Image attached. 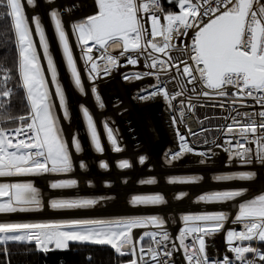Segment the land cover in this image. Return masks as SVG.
Here are the masks:
<instances>
[{
    "label": "snow or ice",
    "instance_id": "1",
    "mask_svg": "<svg viewBox=\"0 0 264 264\" xmlns=\"http://www.w3.org/2000/svg\"><path fill=\"white\" fill-rule=\"evenodd\" d=\"M168 2L177 10L166 11L161 0H94V14L71 26L89 79L95 82L101 74L111 75L121 66V57L131 66L138 65L143 57L147 71L125 74L123 78L131 81L155 77L157 83L144 89L145 94L138 98H163L170 110L178 111L181 123L185 109L194 113L197 108V103L193 101L201 97H230L227 104L235 114L224 117L226 123L218 130L231 139H226L217 147L228 154L229 163L239 160L244 165L254 161L264 165V0ZM25 4L34 7L35 0H0V9L4 10L0 12V19L5 23L10 21L17 49L19 82L15 87L22 88L25 93L24 113L13 115L10 108L16 94L10 85L12 69L0 65V177L67 174L73 171L71 149L79 153L82 146L79 138L73 136L70 148L58 127L48 81L33 39L32 25L47 59L55 95L67 119L69 113L65 94L41 20L33 16L30 21ZM50 17L72 81L84 94L85 87L61 11L53 8ZM185 39L189 42L185 43ZM116 51L118 55H113ZM174 52L179 55L174 56ZM162 74L168 77L167 82L161 79ZM170 82H175V91L168 90ZM91 91L102 108L104 105L97 89L92 87ZM247 100L253 101L259 110L241 112L240 108L253 107L245 103ZM219 106L225 108L226 104L222 102ZM81 112L94 151L103 155L105 147L92 114L83 105ZM8 123L14 126H7ZM172 124H177L175 111ZM104 130L111 151L122 152L118 138L107 123ZM209 130L202 128L201 131ZM188 131L191 136L200 135L190 128ZM176 134L180 148L169 155L170 163L188 153L210 158V149L197 153L178 129ZM212 142L215 143V140ZM138 162L145 164L146 157L140 156ZM200 163H206V159H201ZM79 166L87 167L84 161H80ZM98 166L104 170L110 168L109 162L103 159L98 161ZM116 167L125 170L132 164L128 159H120ZM254 178L255 173L250 171L213 177L216 181ZM202 179L201 176H178L169 178L168 182L193 184ZM139 183L155 184L156 180L149 178ZM76 186L75 179L57 180L50 184L52 189ZM246 191H210L199 195L197 202L224 203L243 196ZM186 196L187 193L181 192L175 198ZM98 203L99 200L92 198H60L50 200L49 206L55 210L87 209ZM130 203L133 206H159L166 204L167 200L162 194L155 193L134 195ZM42 207L39 190L31 182L0 183V214L37 211ZM180 220L183 226L175 238L165 227V218L158 215L49 222L0 221V246L30 243L46 253L50 251V245L64 250L69 248L70 242L108 245L119 256L129 257L125 264H174L177 252H182L185 264H264V193L239 204L232 222L241 224L242 230L226 231L228 254L220 259H213L208 254L205 237L224 231L228 220L226 213H189L181 215ZM149 228L154 230L143 231L138 236L134 233L135 229ZM253 242H259L261 246H254ZM0 251L4 256L8 255L7 248Z\"/></svg>",
    "mask_w": 264,
    "mask_h": 264
},
{
    "label": "bare ground",
    "instance_id": "2",
    "mask_svg": "<svg viewBox=\"0 0 264 264\" xmlns=\"http://www.w3.org/2000/svg\"><path fill=\"white\" fill-rule=\"evenodd\" d=\"M88 1L90 0H58V2L55 0L53 3L52 1L46 2L45 0H35L34 7L25 4L26 15L29 19H31L33 15L39 16L42 19L46 38L51 42L52 55L57 68L58 80L63 88L65 97L68 98V112L71 114L72 121H74V116H81V113H79L78 110L80 104L91 110V113L94 115L92 101L95 102V100L92 96L93 93L91 94L92 85H90V82L86 77L83 79L82 74L85 75V73L83 68L80 69L82 59L78 57L81 52L76 51L75 49H73V53L77 61L78 70H80L82 75L81 79L85 87V93L80 94L75 90L74 86H72L71 81H69L68 72L65 69L63 59L57 49L58 42L57 38H55L54 27L51 25L49 11L55 7L61 11L63 17L62 22L67 30L73 23L78 22L81 14L88 12L92 7V3H88ZM67 9H70V11H67ZM110 83H113V81L111 82L110 80L109 84ZM103 88L106 89L105 91L108 90L105 85ZM97 91V94H100V89ZM117 93L118 94H115V96L111 95L109 97L111 99L110 101L113 103L112 106H115L114 109H116L113 111V114L115 117H120V120H122L121 127H123V138L127 139L123 144V151L120 153H114L111 151V148L104 143L105 152L103 155L98 153L94 154L95 158L93 160L95 161V164H97L95 167H92L91 169L88 162L85 161L87 167L81 168L79 166L80 160H78L75 164L76 169H74V172L62 177L55 175L52 176L53 178H50V176L47 175L43 176L37 174L27 177L19 176L0 178V183L19 181V179L24 180L25 182H31L39 190L41 203L43 205L40 210L35 212L0 214V221L17 222L19 218L26 219V222H35L38 221L37 219L51 221L57 219L125 218L134 213L146 210L145 206H133L129 202L130 198L134 195L147 194L148 191H151L160 193L167 198V203L160 205L158 209H155L154 211L163 213L167 217L166 224L169 227L174 226L170 230V234L174 238V236H177V232H174L173 230L179 229V224L177 222L180 220L181 215L184 214L182 211L197 208L201 203L197 202L199 195L222 188L232 190L235 188L246 189L247 191L245 194L235 200V205L239 206L240 203L264 192V165L257 162L255 163V165H257V171L259 175L262 174L263 177L255 174V178L246 183L235 181L228 184H221L213 179L216 175L215 172H218L219 167L225 165L223 162L225 157L220 158V155H217V158L215 159L212 156V152L210 158L201 157L197 154H190L185 156L186 158L180 159L176 164H170L163 161L160 152L162 151V143L166 142L167 136L161 126L160 117L157 114L158 104L145 103V101L142 103L141 101L132 103L127 98L125 88L122 84L118 85ZM118 98L120 99L119 103L117 102ZM128 119L131 120L130 125L125 124ZM61 125L65 132L64 135L70 140L69 127L66 125V122L62 120ZM135 135H137V137L134 141ZM138 140L140 141L141 146L135 147L134 144L137 143ZM202 150L209 151L206 147H202L201 150L196 149V152L198 153ZM72 154L75 155L76 153ZM150 154L151 159L148 158V155ZM169 154H171V152H165L162 155L166 157ZM88 156L89 154L85 156L86 159ZM125 156L132 164V167L125 170L118 169L116 163ZM140 156L146 157V162L143 165L138 162ZM76 158L78 159L79 157L76 155L74 156V159L76 160ZM100 158H104L109 162L110 168L108 170L99 168L98 161ZM201 159H206V163L201 164ZM232 166L234 167L233 164ZM235 166L243 167L238 164ZM191 171L192 174L195 176H201L203 179L193 184L169 185V178L173 176H188V172ZM207 171H209V173H207ZM213 172L214 174H211ZM149 178H155L156 183H139V181ZM63 179H75L77 181V186L69 189H52L50 187L52 182ZM77 187L81 190L79 193L80 198L91 197L97 199L99 200L97 206L87 209H69L64 210V212L53 210L49 206V202L52 199H74L73 189ZM181 192L187 193V196L182 199H176L175 196Z\"/></svg>",
    "mask_w": 264,
    "mask_h": 264
},
{
    "label": "built area",
    "instance_id": "3",
    "mask_svg": "<svg viewBox=\"0 0 264 264\" xmlns=\"http://www.w3.org/2000/svg\"><path fill=\"white\" fill-rule=\"evenodd\" d=\"M45 1L47 2L50 0H45ZM51 1L54 3L55 0H51ZM57 2H58V0H57ZM90 2L92 3V7L90 9L88 8L89 9L88 12L81 14L80 19H78V21L82 20L83 18H85L91 14H94V12H95L94 0L88 1V3H90ZM51 10L49 11V16H50ZM173 11H176V10H173ZM39 18H40L41 24L43 26L44 24L42 23V19H41V17H39ZM50 20H51V17H50ZM62 21H63V17H62ZM51 25H52V27H54L52 20H51ZM54 30H55V28H54ZM66 31L69 35V42H70L72 49H75L76 51L81 52V49L77 44L76 37H75V35L72 34L71 27L69 29H67ZM55 38H57L56 33H55ZM48 42L51 45L50 40H48ZM57 42H58L57 49L59 50V54L61 55V58L63 59L65 69L68 72L69 81H71V84H72V86H74L75 90L78 91L80 94H82L75 87V85L72 81V78H71L70 73L67 69V65H66V62H65L64 57H63L62 48L59 44L58 39H57ZM184 42L187 43L189 41L187 39H185ZM177 43L179 44L180 41H177ZM39 47H40V45L37 46V48H38L37 52L39 51L38 55L43 56L44 55L43 49L40 50ZM50 49H51V47H50ZM51 50H49V52L53 58V55H52L53 52ZM95 51L96 50L94 49V52ZM113 55H118V51L114 52ZM173 55L178 56L179 54L174 52ZM78 57L81 59V53ZM41 60H42V58H41ZM43 64L46 65V63L42 60L41 61L42 68H44ZM120 64H121V66L116 68L115 70H113L111 75L101 74V76L99 78H97L95 80V82H93L92 80L89 79L87 66L85 65V62L83 59H82V65L80 67V69L83 68V71L85 73V75L82 74L83 79H84V77H86L87 80H89L90 85H92V87H95L97 90L100 89L99 96L101 97V101L103 102L104 106L102 108L99 106L98 102L95 100V94H92V91H91L93 99L95 100V102L92 101L93 107H94V115L91 113V110H89V109L88 110L92 114L93 119L97 124L98 132L101 135V139H102L103 144L105 143L107 146H109V148H111V146L107 142L106 133L104 130V124L105 123H107L108 126L113 129L114 134L118 138L119 144L123 149H124L123 144H124L125 140H127L126 138H123V127H121V121L122 120H120V117L117 118L113 114V111H115L116 109H114L115 106L114 107L112 106L113 103H112V101H110L111 99L109 97L111 95L115 96V94H118L117 93V87H118V85L122 84L125 88L127 98L132 103L133 102L137 103V101H141V103H142L145 101V103L148 102V103H157L158 104L157 114L160 117L161 126L164 129V132L166 133V136H167L166 142L162 143V146H161L162 151L160 152L161 153L160 155L163 158V161L170 163L169 162V155L170 154L166 157L164 155H162L165 152L173 153V152L179 151L180 142H179V138L176 134V131L178 129L182 134L185 135V137L188 140L189 145L194 147L195 149L201 150L202 147H206L207 149L212 150L211 151L212 156L215 159L217 158V155L218 156L220 155L219 156L220 158L225 157L223 160L225 165L223 167H219L218 172H215L216 175L233 174V173L250 171V172H254L255 174H257V176L263 177L262 174L259 175V173L257 171V165H255V163H256L255 161L249 165L241 164L239 160H236V161L229 163L228 160H225V159H228V154L226 152H224L223 148L217 147L218 144H223V142L226 139H231V137L222 135V133L218 130L220 126H222L226 123L224 117L228 116L230 113L232 115L235 114V113L231 112V106L227 104V101L230 99V97H218V96H213L212 98L201 97L198 101H193L194 103H197V108L195 109L194 113L188 112L187 109H185V115L183 117V123H181L180 122L181 118L179 116L178 111H176L175 109L170 110L167 103L163 100V98H161L159 96L152 98V99H149V100H140L138 98L139 96L145 94L143 91L144 89L149 88L150 85L157 83L155 77H145L144 79H141V80H131V81L125 80L123 78L125 74H129L132 72L147 71V69L144 68L143 57H141V62L136 66L127 65L126 59L124 57L120 58ZM44 71H46V70L44 69ZM47 72L48 71H46V73ZM47 75H48V82H49V84H48L49 91L51 93V97H52L53 103L55 104L56 110L59 114L60 125H61V120L65 121L66 125L70 129L69 130L70 131V134H69L70 140H68V138H67V142L69 143L70 148H71V141H72L73 136H77L81 142V146H82L81 152L76 153L74 149H71L72 153H76L75 155L72 154V157H73V171L72 172H74V169H76L75 164L78 160L88 162L90 168L92 169V167H95L97 165V164H95V161L93 160L95 158L94 154L96 152L94 151V149L91 145V141H90V138H89L88 133H87L86 123L84 121V118H83V115L81 112V106L82 105L80 104L78 106V110H79V113H81V116H74L73 117L74 121H72L71 114H69V118L66 119L64 117V114H62L60 105L57 101V97H56L55 92H54V86L51 83L50 76L48 73H47ZM82 75H81V78H82ZM161 79L167 82L168 77L166 75L162 74ZM110 80H111V82L113 81V83L109 84ZM104 85L107 86V89H108L107 91H105L106 89L103 88ZM176 87L177 86H176L175 82L168 83V90L170 92L175 91ZM67 100H68V98L65 97L66 106H67V110H68ZM117 102L118 103L120 102L119 98L117 99ZM222 102H224L226 104L225 108H221L219 106ZM245 103L249 104V105H253V107H251V108H248V107L240 108L241 112L259 110V106H255L253 101L247 100ZM200 105H203V106L201 107ZM174 111L176 112V116H177V124L175 126H173V124H172V116L174 114ZM206 117H207V119H205ZM227 122H230V121H227ZM125 124L130 125L131 122H129V120H126ZM189 128L193 132L200 133V135L198 137L191 136L189 134V131H188ZM202 128H206V129H210V130L206 131V132H202L201 131ZM136 137H137V135H135L134 139ZM205 140H207L208 143H204ZM213 140H215V143L212 142ZM139 143H140V141L138 140V142L135 144H137V146H141V145H139ZM207 151L208 150H202L201 152H207ZM87 154H89V156L86 159L85 156ZM190 154H194V153L185 154L180 159L186 158L185 156H188ZM76 155L79 158L78 159L76 158V160H75L74 156H76ZM148 158L151 159V154L148 155ZM101 159L106 160L104 158H100L99 161ZM122 159H127V157L125 156ZM180 159L172 161L170 164H176L179 162ZM153 163H154V161H153ZM217 164H219V163H217ZM232 164L234 165V167L232 166ZM236 164L242 165L244 168L243 167H237V166H235ZM72 172H70V173H72ZM70 173H67V174H70ZM207 173H209V171H207ZM211 174H214V172ZM35 175H37V174H35ZM41 175H43V176L47 175V176H50V178H53L52 176H55V175H58V177L66 176V174H53V173H43ZM29 176H33V175H29ZM188 176H195V175L192 174V171H191V172H188ZM20 177H22V176H20ZM173 177H178V176H173ZM235 181H241V182L246 183V182H249L251 180L236 179V180H230V181H216V182L221 183V184H224V183L228 184V183H232ZM14 182H25V181L22 180V181H14ZM176 184H179V183H176ZM176 184L169 183V185H176ZM179 185H181V184H179ZM182 185H185V184H182ZM235 189H237V188H235ZM73 190H74V198H80L79 193L81 190H79L78 187L73 189ZM225 190H232V189H228V188L223 189L222 188V189H216L214 191H225ZM147 194H155V192L148 191ZM142 195H145V194H142ZM164 197H165V199H167L166 196H164ZM249 199H251V198H249ZM235 200L236 199L228 201V202H224V203H211V204H206V203L201 202L197 208H193L192 210L182 211L184 214H189V213L197 214V213H203V212H224L227 214L228 220L225 222L224 231L216 233L212 236L205 237L208 254L213 259H220L223 257V255L228 254L227 253V245H226V231L229 229H236L237 231L242 230L241 224H237V223L232 222L235 219L236 213L238 212V206L235 205ZM129 202H130V200H129ZM221 205H224V206H221ZM159 206H145L146 210H143L142 212L134 213L133 215H130L127 217L158 215V216L165 218V220L167 221V217L163 213H161L159 211H154L155 209H158ZM135 207H138V206H135ZM139 207H142V206H139ZM53 210H55V209H53ZM57 211H54V212H57ZM61 211L64 212V210H61ZM30 212H32V211H30ZM16 213H24V212H16ZM117 218H123V217H117ZM95 219H102V218H95ZM106 219H114V218H106ZM58 220L60 221V220H64V219H58ZM177 223L179 224V229H180L183 226V222L181 220H179ZM165 227L167 228L168 232L170 233V230L174 226L169 227L166 224ZM179 229H174L173 231L177 232V235H178ZM146 230L151 231L154 229H152V228L135 229L134 233H135V235L138 236L139 234H141L143 231H146ZM174 238H175V236H174ZM253 243H254V246H257V247L261 246L259 244V242H253ZM70 245H77V243H71L70 242ZM49 247H50V249H55L52 247V245H50ZM35 251L39 252V250H37L36 248H35ZM173 259H174V264H185L182 252L175 253Z\"/></svg>",
    "mask_w": 264,
    "mask_h": 264
},
{
    "label": "trees",
    "instance_id": "4",
    "mask_svg": "<svg viewBox=\"0 0 264 264\" xmlns=\"http://www.w3.org/2000/svg\"><path fill=\"white\" fill-rule=\"evenodd\" d=\"M166 11L177 10L168 0H161ZM4 11L0 9V12ZM17 49L15 38L10 29V21L5 23L0 19V65L12 69L13 80L10 85L14 87L16 98L10 111L13 115L23 114L24 90L16 88L19 82L17 67ZM7 126H14L8 123ZM69 246L68 249H50L48 252L35 251V246L30 243H9L0 246V249L7 248L8 255L4 256L0 251V264H125L129 258L119 256L108 245L80 244Z\"/></svg>",
    "mask_w": 264,
    "mask_h": 264
},
{
    "label": "rangeland",
    "instance_id": "5",
    "mask_svg": "<svg viewBox=\"0 0 264 264\" xmlns=\"http://www.w3.org/2000/svg\"><path fill=\"white\" fill-rule=\"evenodd\" d=\"M33 16H35V15H33ZM32 16V17H33ZM41 16V15H40ZM30 21H31V19H30ZM32 27H33V32H35L34 31V25H32ZM33 39L36 41V46H38L39 44V37L36 35V34H34L33 35ZM49 47H51V45L49 44ZM40 48V50H42V48L41 47H39ZM38 49V48H37ZM49 50H51L50 48H49ZM52 51V50H51ZM38 53H39V51H38ZM39 57H40V60H41V58H42V60L46 63V65L45 64H43V69H45L46 71H48L47 70V59L44 57V55L43 56H40L39 55ZM40 63H41V61H40ZM48 74H49V76H50V79H51V75H50V73L49 72H47ZM54 86V85H53ZM54 92H55V86H54ZM51 99H52V97H51ZM57 101H58V103H59V99H58V97H57ZM52 103H53V100H52ZM60 105V104H59ZM60 108H61V106H60ZM61 111H62V114H64V110H63V108H61ZM53 112H54V115L57 117V120H58V127L62 130V134H63V138L65 139V141H67V137L64 135V130H63V127H62V125H60V120H59V114H58V112H57V110H56V107H55V104L53 103ZM129 120V122H131V120L130 119H128ZM136 140V138L134 139V141ZM139 145H140V143H139ZM134 146H137V144H135ZM23 177H27V176H23ZM0 178H6V177H0ZM19 181H22V180H20L19 179ZM7 183H16V182H14V181H12V182H7ZM97 206V205H96ZM96 206H94V207H96ZM94 207H92V208H94ZM40 210V209H39ZM58 211H61V210H58ZM33 212H35V211H33ZM61 212H63V211H61ZM25 213H29V212H25ZM54 217V216H53ZM38 221H35V222H49V221H46V220H41V219H37ZM51 221H56V220H51ZM57 221H59L58 219H57ZM17 222H26V219H18V221ZM71 243H76V242H71ZM80 244H89V243H77V245H80ZM76 245V246H77ZM69 246H71V247H75L74 245H70L69 244ZM52 247L53 248H55L54 247V245H52ZM47 264V263H46Z\"/></svg>",
    "mask_w": 264,
    "mask_h": 264
},
{
    "label": "water",
    "instance_id": "6",
    "mask_svg": "<svg viewBox=\"0 0 264 264\" xmlns=\"http://www.w3.org/2000/svg\"><path fill=\"white\" fill-rule=\"evenodd\" d=\"M35 33L33 32V35H34ZM42 61V60H41ZM44 70V69H43ZM44 74H45V77H46V79H47V81H48V75H47V73H46V71H44ZM48 84H49V82H48Z\"/></svg>",
    "mask_w": 264,
    "mask_h": 264
}]
</instances>
